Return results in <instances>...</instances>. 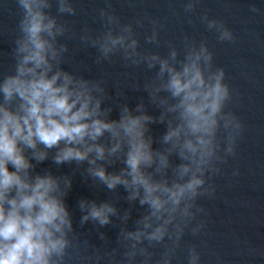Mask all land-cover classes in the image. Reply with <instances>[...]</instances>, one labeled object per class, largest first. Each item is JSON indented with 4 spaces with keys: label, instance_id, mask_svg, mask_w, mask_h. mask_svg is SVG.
Segmentation results:
<instances>
[{
    "label": "clouds",
    "instance_id": "obj_1",
    "mask_svg": "<svg viewBox=\"0 0 264 264\" xmlns=\"http://www.w3.org/2000/svg\"><path fill=\"white\" fill-rule=\"evenodd\" d=\"M15 3L20 18L9 53L12 70L0 73V264H173L181 250L186 264H202L200 246L184 238L205 230L201 200L215 197V178L237 157L246 129L229 107L234 90L208 40L185 35L182 48L170 42L162 54L142 47L137 28L144 18L124 22L110 0L96 16L101 28L79 33L62 19L77 14L75 0ZM199 3L183 0L184 13L196 12ZM251 11L260 9L253 4ZM199 20L218 42H236L223 19L203 13ZM151 24L144 44L159 48L165 26L157 19ZM68 38L96 49L97 65L121 61L152 72L131 85L148 93V103L141 98L131 107L124 89L117 102L104 76L66 69L79 50L69 54ZM150 105L159 115L149 112ZM156 123L166 127L158 148L151 132ZM48 160L57 169L74 167L63 174L38 171ZM77 174L110 193L102 201L81 197L76 203L80 227L94 225L103 245L82 238L75 226L67 197ZM120 200L130 207L121 208ZM137 203L142 211L130 228ZM108 225L119 228L115 247L101 230ZM156 248L163 249L158 258Z\"/></svg>",
    "mask_w": 264,
    "mask_h": 264
},
{
    "label": "water",
    "instance_id": "obj_2",
    "mask_svg": "<svg viewBox=\"0 0 264 264\" xmlns=\"http://www.w3.org/2000/svg\"><path fill=\"white\" fill-rule=\"evenodd\" d=\"M75 3L77 14L62 19L78 33L86 26L99 30L101 22L96 20V16L99 9L107 6L106 0H75ZM110 3L124 22L137 17L144 18L143 26L137 28L142 47L166 54L170 42L182 48L185 35L196 41L207 39L215 53V62L227 69V79L234 90V99L229 107L241 116L246 129L237 157L231 158L223 166V175L215 178V197L201 200L207 210L205 230L196 237L189 232L184 241L200 246L202 264H264V0H200L196 12L187 14L183 11V0H110ZM253 4L260 9L259 12L251 11ZM51 11L55 14V7ZM203 13L226 21L237 36L236 42H218L215 34L200 22L199 17ZM19 18L20 10L15 0H0V73L12 70L13 61L9 53ZM151 19H157L165 26L161 31L159 48L144 44V37L152 30ZM66 42L70 47V55L73 50L79 49L75 62L64 65L66 69L81 72L93 79L104 76L111 94L116 97L118 90H126L127 103L133 108L141 98L148 103V93L143 88L133 89L131 85L137 80L142 84L152 72L146 71L143 66L126 67L121 61L97 65L96 49L83 47L78 39L68 38ZM121 99L116 97L117 102ZM148 110L159 115V109L155 106L150 105ZM118 117L117 108L112 118ZM165 131L164 124L151 126L152 135L156 138L154 148L161 147L159 137ZM72 167L74 165H63L57 169L48 160L39 165L37 170L52 168L58 174H63L71 173ZM115 167L118 170L122 165ZM236 169L239 174L233 175ZM119 192L122 196L126 195L123 188ZM109 196L106 189L91 188L90 182H85L77 174L67 197L77 230L84 234L82 238L96 245H103L104 241L98 238L95 226L91 223L80 227L81 213L76 203L81 197L102 201ZM119 206L130 207L125 200H120ZM141 211L137 203L129 220L130 228L135 226L134 221ZM101 230L109 237L111 243L108 247H115L119 228L108 225ZM154 251L155 258H158L163 249L156 248ZM186 261V254L181 250L173 264H186Z\"/></svg>",
    "mask_w": 264,
    "mask_h": 264
}]
</instances>
